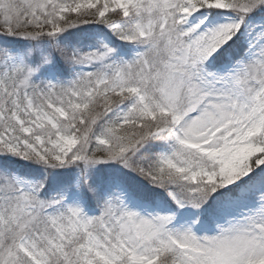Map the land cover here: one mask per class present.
<instances>
[{"label":"snow or ice","instance_id":"obj_1","mask_svg":"<svg viewBox=\"0 0 264 264\" xmlns=\"http://www.w3.org/2000/svg\"><path fill=\"white\" fill-rule=\"evenodd\" d=\"M0 264H264V0H0Z\"/></svg>","mask_w":264,"mask_h":264}]
</instances>
